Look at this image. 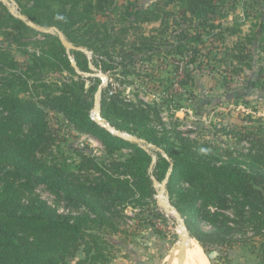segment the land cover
I'll return each instance as SVG.
<instances>
[{
  "label": "trees",
  "instance_id": "16d2710c",
  "mask_svg": "<svg viewBox=\"0 0 264 264\" xmlns=\"http://www.w3.org/2000/svg\"><path fill=\"white\" fill-rule=\"evenodd\" d=\"M113 2L28 0L25 4L17 1V4L20 14L33 23L57 27L75 45L97 50L119 46L124 52L120 62L104 51L108 58L102 59L99 66L103 71L120 67L121 73L128 75L134 71L125 62L134 54L124 51V35L133 28V23L152 20L151 17L158 18V15L148 17L149 9L128 3L126 17L129 18L121 28L110 33L104 24L98 26L91 15L109 8ZM165 2L177 4L188 21L186 27L175 31V41L168 44L166 51L170 55L187 53L196 60L201 50L217 51L218 44L207 46V40L221 43L225 30L240 33L234 27L213 23L214 0ZM164 15L169 16L168 12ZM257 18L254 31L243 34L233 46L221 48L224 52L221 51L218 61L233 65L234 74L243 67L251 68L256 49L252 44L264 53V11ZM83 20L91 24L80 27ZM9 24L37 32L23 19L7 13L0 3V29L14 27ZM217 27L222 28L219 36L213 33ZM41 34L46 42L59 48L51 52L57 62L31 54L29 60L20 63L0 50V264H69L77 254L81 255L73 264H108L112 245L109 236L123 232L120 226L127 217L123 212L125 206H144L146 199L152 196L148 174L152 155L137 142L112 134L90 118L94 101L89 92L93 85L87 88L80 78L54 84L42 77L46 68L56 70L58 67L73 74L74 68L59 37ZM155 41L153 35H142L131 45L137 51L150 52ZM73 53L76 68L86 71L88 60L79 51ZM19 65L25 68L22 73H18ZM28 72L31 76L23 79V74ZM141 76L146 77V74ZM223 78L228 82L226 75ZM155 107L156 103L125 99L111 86L101 93L100 113L114 129L133 134L166 153L164 157L156 151L153 176L160 181L166 178L165 188L171 203L203 252H208V246L229 249L237 244L250 247L257 240L263 241L264 124L257 128L252 125L255 133L248 127L247 133L241 131L234 135L238 142L247 140L246 152L234 156L225 149L216 155L207 151L206 144L185 138L179 130L164 126L158 129V124L164 123H155L161 121ZM49 111L60 113L74 129L97 139L105 147L110 161H99L77 148L72 151L78 159L68 161L56 157L52 149L56 135L47 118ZM122 149L130 152L119 159L116 152ZM34 183L43 185L63 201L65 210L42 199L34 190ZM260 255L264 256V247ZM221 258L222 264H233L227 254Z\"/></svg>",
  "mask_w": 264,
  "mask_h": 264
},
{
  "label": "rangeland",
  "instance_id": "374dc122",
  "mask_svg": "<svg viewBox=\"0 0 264 264\" xmlns=\"http://www.w3.org/2000/svg\"><path fill=\"white\" fill-rule=\"evenodd\" d=\"M17 1H20L21 4L28 2V0H0V3L7 13L19 17L22 14H20ZM113 1L109 8L95 11L91 15L97 25L104 24L110 33L126 23V19L129 18V16L126 17L128 3L129 5L138 4L144 9H149L153 15L147 13L148 17L154 16V13L158 15V18L151 17L152 20L133 23V28L124 35V51L134 54L125 62L128 64L127 67L134 71L128 75L122 74L120 67L103 71L99 66L102 59L108 58L104 51L111 56V59L120 62L124 52L120 50L119 46L115 48L106 46L104 49L97 50L83 45H75L57 27L33 23L25 15L22 16L26 24L30 21L42 30L26 31L17 24H9L14 27L0 29V50H5L20 63L29 60L31 54L48 57L50 62H57L51 52L59 51V48L46 42L47 39L41 33L58 36L57 33L60 32L64 43L59 39L65 47V55L71 65L73 62L75 63L73 52L79 51L88 60V69L82 71L72 66L73 74L66 70H58V67L55 68L56 70H47L46 68L42 77L48 83L54 82V84L68 78H80L85 82L87 88L93 85L89 96L94 102L89 116L93 121H95L93 119L95 114L99 116L102 121H95L99 125L110 132L114 129L100 113L101 93L103 89L111 86L125 99L156 103L155 108L161 121L156 120L155 123H164V125L158 124V129L164 126L169 130H179L185 138L206 144L207 151L212 154L219 155L218 151L225 149L234 156L239 152H246L249 147L247 140L241 139L238 142L234 135L241 131L247 133L250 130L248 127L253 128L252 125L257 128L264 124V87H262L264 83V53L257 48L256 44H252L254 49L256 48L252 66L251 68L243 67L238 74L231 71L233 65L220 63L218 59L222 57L220 53L223 51L221 49L223 45H234L241 40L243 34L254 31L258 23V14L264 11V0H214L216 12L211 16L215 19L213 23L215 25L221 23L224 27H234L239 29L240 33L232 34L225 30L224 40L221 43L215 40L210 41L211 39L207 40V46L213 47L218 44L217 51L211 49V52L207 53V49L201 50L200 56L196 60H192L190 54L187 53L175 56L166 51L169 49L168 44L175 41V31L188 25V21L183 18L181 8L177 4H166V0ZM165 12H168L169 16L164 15ZM83 24L89 25L91 22L83 20L79 26L83 27ZM163 29L165 32L161 33ZM101 30L103 29L101 28ZM213 33H217L216 36H219L222 34V28L217 27ZM142 35H153L156 38L153 51L140 52L133 49L131 43H136ZM213 56L214 59H212ZM234 65H236L235 62ZM24 69V66L19 65L18 73H22L21 71ZM143 74H146V77H142ZM225 75L228 82H225L223 78ZM30 76L31 73L28 72L22 77L27 80ZM185 79L187 83H185ZM31 83L29 85H32ZM96 106L98 111L95 109ZM47 118L56 135L52 146L56 157L68 161L78 159V156L72 151V148H77L84 149L86 153L99 161L105 163L110 161L105 147L97 139L74 129L60 113L49 111ZM116 131L120 137L124 138L123 134L126 133L136 138L133 134L121 130ZM252 131L255 133L254 128ZM112 134L116 135V133ZM138 140V145L143 146L142 148L154 158L153 163L151 162L148 167L149 178L152 181V196L150 200L146 199L147 204L144 206L133 205L134 208L131 206L132 204L125 206L123 212L127 217L122 219L120 226L123 232L109 236L112 245L108 264H165L168 255L176 253L178 256L179 252L177 227L181 226V220L176 218L173 209H167L158 203L159 187L153 180L155 179L156 183L166 181V178L161 181L154 178L153 171L157 157L156 151L164 157L167 155L161 148L154 146L155 149H150L147 147L148 143L141 139ZM129 152L127 149H122L116 154L120 159L127 157ZM220 154L222 157H226L224 152H220ZM33 186L36 193L48 204L62 211L65 210L64 202L52 195L43 185L34 183ZM169 203L174 207L171 200ZM177 212L180 214L178 210ZM180 217L183 219L181 214ZM203 228L208 229L206 226ZM186 235L191 237L189 232ZM191 238L204 251L200 244L193 237ZM250 245L253 247L246 244H237L229 249L222 246H208V252L203 253H205L208 264H222L221 256L226 254L231 258L233 264H264V256L260 255V250L264 247V240H257L254 245ZM252 248L253 250H251ZM80 255L77 254L75 259L69 261V264H73ZM178 261L179 256L175 264H178Z\"/></svg>",
  "mask_w": 264,
  "mask_h": 264
},
{
  "label": "bare ground",
  "instance_id": "6f19581e",
  "mask_svg": "<svg viewBox=\"0 0 264 264\" xmlns=\"http://www.w3.org/2000/svg\"><path fill=\"white\" fill-rule=\"evenodd\" d=\"M159 199L161 200L160 195ZM162 202H164V199H162ZM177 233V244L180 245V243L182 242L185 243V249L182 256V264H208L206 257L199 245H197L196 242L191 237H189V235H186L185 230L182 226L179 225L177 227ZM178 256L176 255V253L168 255L165 264H175Z\"/></svg>",
  "mask_w": 264,
  "mask_h": 264
},
{
  "label": "water",
  "instance_id": "95a60500",
  "mask_svg": "<svg viewBox=\"0 0 264 264\" xmlns=\"http://www.w3.org/2000/svg\"><path fill=\"white\" fill-rule=\"evenodd\" d=\"M19 17L21 18V19H23L24 17L22 16V15H19ZM27 24L30 26V27H32V28H34V29H36V30H42V29H40L38 26H36V25H34L33 23H31L30 21L29 22H27ZM43 32H46V31H43ZM57 35H58V37L62 40V42L64 43V41H63V39H62V35H61V33L59 32V33H57ZM72 66L73 67H76V65H75V63L73 62L72 63ZM96 111H98V108H97V106H96ZM93 119L95 120V121H97V122H100V121H102V119L99 117V116H97L96 114L93 116ZM111 132L112 133H116V134H118V132L116 131V130H111ZM123 136H124V138L125 139H128V140H130V141H133V142H137V143H139L138 141V139L137 138H135V137H133V136H130V135H125V134H123ZM149 145V144H148ZM143 147V146H142ZM151 147L153 148V149H155L154 148V146L153 145H151ZM145 148V147H144ZM154 180V183H155V185L157 184L156 183V181H155V179H153ZM166 182V181H165ZM162 187L164 188V183H163V185H162ZM165 189V188H164ZM175 213H176V217H178V218H180L181 219V226L183 227V229L186 231L185 233H188L187 232V229H186V226H185V223H184V220L180 217V214L177 212V210H175ZM184 249H185V243H181L180 244V247H179V252H178V255H179V261H178V264H182V256H183V251H184Z\"/></svg>",
  "mask_w": 264,
  "mask_h": 264
},
{
  "label": "built area",
  "instance_id": "2783aa9c",
  "mask_svg": "<svg viewBox=\"0 0 264 264\" xmlns=\"http://www.w3.org/2000/svg\"><path fill=\"white\" fill-rule=\"evenodd\" d=\"M125 135H127L126 133H124ZM149 144V143H148ZM147 147H149L150 149H153L151 147V144L147 145ZM152 161H154V158L152 157ZM153 163V162H152ZM163 183H157L156 186L159 187L158 191H159V195L161 197V200L159 199V196H158V203H160L161 205H163L164 207H166L167 209H173L174 212H175V208L169 203L170 200H169V195L166 191V188H165V181H164V188L162 187ZM162 199H164V202H162ZM176 214V213H175ZM178 218V217H176ZM180 219V218H179ZM181 220V219H180Z\"/></svg>",
  "mask_w": 264,
  "mask_h": 264
}]
</instances>
